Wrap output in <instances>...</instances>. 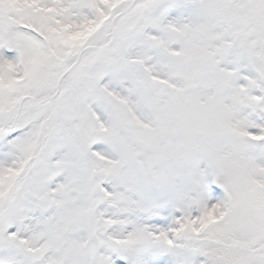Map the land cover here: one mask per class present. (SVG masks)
Here are the masks:
<instances>
[{"label": "rangeland", "instance_id": "obj_1", "mask_svg": "<svg viewBox=\"0 0 264 264\" xmlns=\"http://www.w3.org/2000/svg\"><path fill=\"white\" fill-rule=\"evenodd\" d=\"M127 1L0 0V45L22 55L18 64L0 52V121L14 100L3 88L52 91L60 61L97 39L103 18ZM153 1L122 20L129 27L97 58L94 76L69 74L51 137L41 111L24 108V137L0 144L1 206L44 138L0 212V264H193L199 254L205 264H264V96L250 91L264 93V7ZM12 24L38 30L50 53ZM188 238L198 243L184 246Z\"/></svg>", "mask_w": 264, "mask_h": 264}]
</instances>
